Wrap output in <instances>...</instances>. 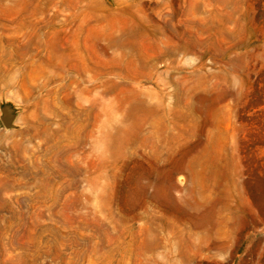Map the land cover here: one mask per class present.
I'll return each instance as SVG.
<instances>
[{
  "label": "rangeland",
  "instance_id": "374dc122",
  "mask_svg": "<svg viewBox=\"0 0 264 264\" xmlns=\"http://www.w3.org/2000/svg\"><path fill=\"white\" fill-rule=\"evenodd\" d=\"M0 264H264V0H0Z\"/></svg>",
  "mask_w": 264,
  "mask_h": 264
},
{
  "label": "water",
  "instance_id": "95a60500",
  "mask_svg": "<svg viewBox=\"0 0 264 264\" xmlns=\"http://www.w3.org/2000/svg\"><path fill=\"white\" fill-rule=\"evenodd\" d=\"M4 121H5V123H6L7 125H9V124L11 123V121H12V117H10V116H6V117L4 118Z\"/></svg>",
  "mask_w": 264,
  "mask_h": 264
}]
</instances>
